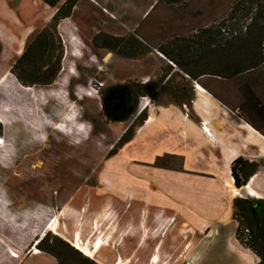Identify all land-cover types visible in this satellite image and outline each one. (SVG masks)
Masks as SVG:
<instances>
[{"label": "rangeland", "instance_id": "obj_1", "mask_svg": "<svg viewBox=\"0 0 264 264\" xmlns=\"http://www.w3.org/2000/svg\"><path fill=\"white\" fill-rule=\"evenodd\" d=\"M142 3L79 0L71 17L57 27L62 46L58 73L49 84L28 86L17 81L10 69L27 41L48 25L53 11L40 0H0V83L9 73L20 88H29L34 110L22 111L33 112L45 127L28 145L14 131L5 133L0 124V144L3 141L5 146L0 148V231L4 223L11 227L8 234L0 233V264H19L47 233L72 246L76 232L81 234V246L90 249L89 258L99 264L101 258L109 264L116 261L118 248L122 255L127 250L129 257L134 246H144L150 240H160L163 248L173 244L171 250L188 244V252L193 250L192 262L200 255L198 264H248L229 250L226 238L203 237L196 229L186 228L182 221L186 217L166 221L158 216L164 212L159 203L164 192L151 185L159 177L150 166L135 163L140 149L123 147L109 157L124 132L130 126L135 131L142 105L149 101L142 110L147 117L156 104L140 97L130 119L113 122L103 113L101 90L132 87L148 80L162 85L175 68L165 61L161 63V56L155 52L130 60L92 47L91 40L97 33L128 36L129 27L138 18L134 7L139 9ZM180 86H169L168 91L175 90L177 95ZM168 100V95L160 98V102ZM10 108L8 100H1V114H8ZM135 181L141 186L125 185ZM174 203L168 208L180 215L183 204ZM184 207L185 212L195 214V209ZM196 216L197 212L192 217ZM55 218L56 234L47 229ZM150 230L158 233L150 237ZM133 232L136 236H128ZM101 238L105 240L102 248L96 249ZM138 259H129L126 264H139Z\"/></svg>", "mask_w": 264, "mask_h": 264}, {"label": "crops", "instance_id": "obj_2", "mask_svg": "<svg viewBox=\"0 0 264 264\" xmlns=\"http://www.w3.org/2000/svg\"><path fill=\"white\" fill-rule=\"evenodd\" d=\"M228 3L229 0H187L183 5L169 7L161 0H143L139 9L134 7L138 18L128 31L136 32L152 48L165 45L175 47L174 43L170 44L174 38H191L195 30L219 18L227 10ZM188 44L190 52H196L200 60L196 79L198 89L193 84L194 80L186 79L187 75L174 66L162 85L170 83L171 87H178L180 83V95L170 97L165 102H156L155 111L148 114L124 149L132 146L140 149L141 155L135 159V163L149 165V169L159 177L151 185L166 193L158 200L164 209L158 215L162 220L186 217L185 221L182 220L186 222L183 223L187 225L186 228L196 229L203 237H224L229 250L243 262L258 264L257 257L241 247L235 239L236 223L231 217V202L236 197L264 200V63L237 74L233 73L238 65L236 43H227L223 49L215 48V42L197 49L193 44ZM152 52L161 56V63H171L157 50ZM171 75L170 82L168 79ZM156 158H159V165L165 168L180 161L182 172L153 167ZM238 158L261 164L258 172L241 189L234 186L230 172L232 162ZM136 184V181L125 183L132 188L141 186ZM168 192L174 195H168ZM173 200H176V205L183 204L180 215L168 208L175 204ZM184 205L195 209V214L185 212ZM196 212L197 216L192 217ZM57 226L56 219L55 227L47 229L56 234ZM149 232L150 237L158 233L157 230ZM133 233L128 236H136ZM79 234H74L72 246L89 257L90 249L81 246ZM138 236L142 237L141 233ZM103 241L95 248H102ZM160 242L150 240L144 246H134V241L129 257L125 254L127 250L122 255L118 248L116 261H121L116 263L114 260L112 264H126L132 258H139V264H198L200 255L197 261L192 262L193 250L188 252V244L183 249L177 245L175 250H171L173 244L163 248ZM117 244L120 245V241ZM160 256L164 259L161 260ZM99 262L109 264L102 258ZM19 264L57 262L50 255L41 252L35 254L32 250Z\"/></svg>", "mask_w": 264, "mask_h": 264}, {"label": "trees", "instance_id": "obj_3", "mask_svg": "<svg viewBox=\"0 0 264 264\" xmlns=\"http://www.w3.org/2000/svg\"><path fill=\"white\" fill-rule=\"evenodd\" d=\"M40 1L53 11L50 21L47 26L27 41L22 54L10 69V73L15 76L17 81L28 86L39 82L49 84L58 73L62 46L57 27L61 21L71 17L79 2V0ZM161 1L169 7H174L183 5L187 0ZM214 42L217 44L215 48L218 49L219 47L223 49L227 43L237 44L238 65L233 69V73L239 74L247 69L252 70L264 63V0H229L227 10L219 18L208 26L195 30L191 38L189 36H177L170 43L175 44V47L171 48L167 45L152 48L136 32L130 33L126 37H115L101 32L95 34L91 40L95 50L105 51L122 59L139 60L153 50H157L179 71L185 73L188 79L194 80L196 84L200 60L196 52H190L188 43L193 44L197 49V47L212 45ZM43 77H45L44 80H42ZM172 77L173 75L168 80L170 81ZM11 78L13 77L8 73L0 83V103L1 100H8L11 106L8 114L0 113V124L4 127L5 133L14 131L16 137L22 136L25 139L24 144L29 145L34 141V137L38 135L40 129L44 130V125L35 118L33 112L25 113L22 111L23 108L34 110V103L30 100V89L20 88L15 80L11 81ZM169 84L157 85L153 83V88L150 91L148 90V83L126 87L127 96L128 93L134 94V90L136 91L133 110L127 112L123 118L106 116L105 105L102 103L103 113L108 120L113 122L127 121L136 110L138 98L148 97L152 103H156L163 95H168L169 98L176 96L177 91L174 90L172 93L168 91ZM128 89L132 90L129 91ZM28 100L29 104L26 105ZM146 118L144 111L136 117L135 121L138 125L135 131L130 126L109 152V157L116 155L119 149L131 142ZM4 147L2 141L0 148ZM153 167L182 172L180 161L172 163L169 168H165L159 165V158H156ZM260 167L261 164L248 162L242 158L233 161L230 172L234 186L237 189L243 188ZM231 212L232 220L236 223L235 239L237 243L253 253L258 259V264H264V200L236 197L231 202ZM10 228L7 223H4L0 233L8 234ZM34 247L39 252L53 257L57 264H99L61 238L51 236L49 233L37 241Z\"/></svg>", "mask_w": 264, "mask_h": 264}, {"label": "flooded vegetation", "instance_id": "obj_4", "mask_svg": "<svg viewBox=\"0 0 264 264\" xmlns=\"http://www.w3.org/2000/svg\"><path fill=\"white\" fill-rule=\"evenodd\" d=\"M148 83V90L150 91L153 88V82ZM129 86H113L106 87L101 90L102 103L105 105V114L110 115L112 117L123 118V116L133 110V105L135 104V95L136 91L134 90V94L128 93L127 89ZM129 90V89H128ZM132 90V89H131ZM129 90V91H131ZM108 113V114H107Z\"/></svg>", "mask_w": 264, "mask_h": 264}, {"label": "built area", "instance_id": "obj_5", "mask_svg": "<svg viewBox=\"0 0 264 264\" xmlns=\"http://www.w3.org/2000/svg\"><path fill=\"white\" fill-rule=\"evenodd\" d=\"M169 64H170L171 66H174L172 63H169ZM185 77L188 79L187 76H185ZM193 84H194L195 88L198 89V86H196V83L193 82ZM148 106H149V101L147 100V101L142 105V107L140 108L138 114H140V113L142 112V110H145ZM203 130L205 131V133L207 134V136H210V134H209V132H208L207 130H205L204 128H203Z\"/></svg>", "mask_w": 264, "mask_h": 264}, {"label": "bare ground", "instance_id": "obj_6", "mask_svg": "<svg viewBox=\"0 0 264 264\" xmlns=\"http://www.w3.org/2000/svg\"><path fill=\"white\" fill-rule=\"evenodd\" d=\"M236 192H237V191H235V193H236ZM55 223H56V219H54V220H53V223L50 224L51 228L55 227ZM50 226H49V227H50ZM48 231H50V230H48ZM33 250H34L35 254L39 253V251H38L35 247H34Z\"/></svg>", "mask_w": 264, "mask_h": 264}]
</instances>
